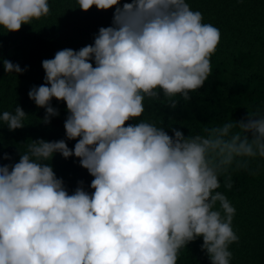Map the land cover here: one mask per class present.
Masks as SVG:
<instances>
[{
	"label": "clouds",
	"instance_id": "clouds-1",
	"mask_svg": "<svg viewBox=\"0 0 264 264\" xmlns=\"http://www.w3.org/2000/svg\"><path fill=\"white\" fill-rule=\"evenodd\" d=\"M77 4L114 7L112 21L93 43L42 61L45 82L28 96L45 109L43 124L60 115L53 98L66 103L65 138H30L18 162L0 165V264H178L199 238L210 264H232L236 209L221 178L230 189L232 170L260 171L252 165L264 160V112L194 135L141 118L146 101L162 94L175 109L177 97L188 101L204 85L220 30L188 0ZM50 11L49 0H0V28L19 31ZM3 66L28 70L6 58ZM28 115L18 104L0 121L15 131ZM56 154L78 158L90 185L70 189L51 163Z\"/></svg>",
	"mask_w": 264,
	"mask_h": 264
},
{
	"label": "trees",
	"instance_id": "trees-1",
	"mask_svg": "<svg viewBox=\"0 0 264 264\" xmlns=\"http://www.w3.org/2000/svg\"><path fill=\"white\" fill-rule=\"evenodd\" d=\"M50 14L32 24H24L16 32L0 28V114L14 112L19 104L29 115L25 127L9 131L0 121V165L18 162L20 152L27 150L31 139L60 140L65 138L66 103L52 100L60 115L50 124H43L45 109L39 108L28 96L33 86L43 84L42 61L51 59L64 48L79 50L93 43L100 27L110 26L114 7L88 11L78 7L77 0H49ZM126 0H121V3ZM130 2V0H127ZM199 10L205 23L216 26L220 43L211 57L212 72L204 85L190 93L185 101L177 97V107H169L161 94L160 101L149 104L141 118H163L165 126L181 128L185 135L203 133L205 129L231 119L240 120L249 112H264V0H188ZM75 8V9H72ZM18 63L28 70L23 74L6 73L3 59ZM171 134V133H170ZM31 138V139H30ZM74 148L75 140L67 141ZM7 153L12 160H4ZM58 177L70 189L77 181L90 185L93 177L80 166L79 159L56 154L51 162ZM260 167L257 175L245 170H232V187L221 188L236 209L233 228L239 236L229 248L232 264H264V160L253 162ZM202 238L191 242L180 252L178 264H210L201 250Z\"/></svg>",
	"mask_w": 264,
	"mask_h": 264
}]
</instances>
